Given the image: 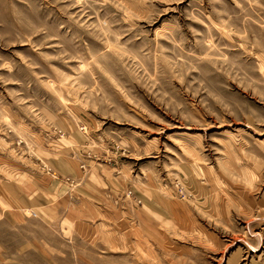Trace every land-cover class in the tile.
<instances>
[{"label": "rangeland", "instance_id": "374dc122", "mask_svg": "<svg viewBox=\"0 0 264 264\" xmlns=\"http://www.w3.org/2000/svg\"><path fill=\"white\" fill-rule=\"evenodd\" d=\"M52 258L264 264V0H0V264Z\"/></svg>", "mask_w": 264, "mask_h": 264}, {"label": "crops", "instance_id": "0c3cea01", "mask_svg": "<svg viewBox=\"0 0 264 264\" xmlns=\"http://www.w3.org/2000/svg\"><path fill=\"white\" fill-rule=\"evenodd\" d=\"M71 253H72V252H71ZM71 256H73V255L71 254ZM52 259H53V258H52ZM77 259H78V258H73V259H72V264H78ZM53 260H54V259H53ZM80 261H82V262H84V263H90V261L88 260V258L82 259V260H80ZM54 264H58V263H56L55 260H54ZM90 264H91V263H90Z\"/></svg>", "mask_w": 264, "mask_h": 264}]
</instances>
